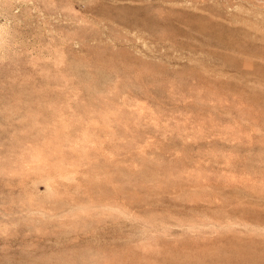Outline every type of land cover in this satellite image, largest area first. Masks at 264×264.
<instances>
[{
    "label": "rangeland",
    "instance_id": "obj_1",
    "mask_svg": "<svg viewBox=\"0 0 264 264\" xmlns=\"http://www.w3.org/2000/svg\"><path fill=\"white\" fill-rule=\"evenodd\" d=\"M158 2L0 0V264H264V33Z\"/></svg>",
    "mask_w": 264,
    "mask_h": 264
},
{
    "label": "bare ground",
    "instance_id": "obj_2",
    "mask_svg": "<svg viewBox=\"0 0 264 264\" xmlns=\"http://www.w3.org/2000/svg\"><path fill=\"white\" fill-rule=\"evenodd\" d=\"M118 2H123L121 3L120 6H115L113 8V10L111 11L110 9H107L106 11H103V13H105L108 16H111L114 21H118L120 22L123 26L120 29H123L125 32L127 33H131L133 31H147L149 30L150 32L156 31L158 29V27L160 28L161 25H166V22H161L158 18H156V16L152 13L153 11V6H148V5H141V6H128L125 5V2H131V1H135V0H115ZM139 1H144V0H139ZM156 1V0H155ZM208 1V0H207ZM215 1V0H214ZM264 1V0H262ZM160 3V4H159ZM152 5V3H150ZM158 7H163L164 9H167L165 12L166 14L173 16L177 19L180 18H186V19H191V20H198V21H202L206 24H210V22L208 21V16L210 14H206V15H202L204 12L203 11H209L211 12L216 18H218L219 20L228 22L229 24H238L241 23L243 25H248V28H251V31L249 29L247 30H243L242 26L240 24L239 27L241 28H231V29H227L228 31L231 32H241L242 34L244 33L247 36L253 37L252 34L257 35L258 32L262 31L261 33H264V28L261 29V27L257 26V24L254 22H250L249 19L244 18L242 16H238L236 14L233 13V8L232 5L230 4L229 0H223V1H217V5L215 6V8H209L208 5L204 2V0H159L158 2ZM236 5V4H235ZM254 7V6H253ZM110 8V7H109ZM257 8V7H256ZM197 10H201L202 14L198 16V14L196 15ZM257 14H263L262 10H257ZM140 12H144L145 16H143L142 18H138L137 15ZM198 12V11H197ZM255 12V11H254ZM147 13V15H146ZM199 13H201L199 11ZM149 14V15H148ZM211 16V15H210ZM209 16V17H210ZM258 18V17H257ZM210 20V19H209ZM257 21V20H256ZM162 24H161V23ZM260 22V21H259ZM164 23V24H163ZM142 25V27H141ZM217 25V24H216ZM218 26V25H217ZM166 27V26H165ZM245 26H243L244 28ZM140 28V29H138ZM109 30L111 31H118L119 29L117 28H110ZM105 30L103 29V32ZM105 33V32H104ZM114 32H112L113 34ZM144 33V32H143ZM234 34V33H233ZM107 36H109L107 34ZM239 36V35H238ZM103 37V36H102ZM105 37V36H104ZM111 37V36H110ZM230 37V36H229ZM260 37V36H259ZM95 39V38H94ZM113 38L111 37V40ZM116 39V38H115ZM255 39V38H254ZM263 39V38H262ZM232 40V39H231ZM122 42H125L128 49H137V46H135L134 44H130L128 38L127 39H122L119 40ZM245 41V40H244ZM117 44H118V40H116ZM102 43V42H101ZM105 43V42H104ZM107 43H109L107 41ZM106 43V44H107ZM258 43V42H257ZM246 44V43H245ZM104 45V44H103ZM110 45V44H108ZM105 45V46H108ZM112 45V44H111ZM231 45V44H230ZM261 45V44H260ZM95 47V46H94ZM171 47V46H170ZM100 48V46H99ZM103 48V47H102ZM98 49V50H102ZM257 48V47H256ZM107 49L106 47L103 48ZM260 50V49H259ZM156 51V50H155ZM162 51V50H160ZM159 51V52H160ZM158 52V50L156 51ZM158 52V53H159ZM174 52V51H173ZM259 52V51H258ZM167 54V52H165ZM149 56L151 57H155L154 56V52H150L148 53ZM160 54V53H159ZM164 54V53H163ZM166 54H164L166 56ZM174 54V53H173ZM171 55V54H170ZM177 55V54H176ZM174 56V55H173ZM164 57V56H163ZM177 57V56H176ZM180 57V56H179ZM183 57V56H182ZM157 58V57H156ZM254 58V57H253ZM165 59V58H164ZM170 59V58H169ZM175 59V56H174ZM179 59V58H178ZM166 60V59H165ZM168 61V60H167ZM106 74V73H105ZM81 79H89L90 76L82 71V76H80ZM174 77V76H173ZM205 77V76H204ZM109 76H103L100 75L98 77V79H100V86L103 84L105 86L104 83H106L107 80H109ZM107 84V83H106ZM106 87V86H105ZM101 88V87H100ZM104 90V89H103ZM106 93V92H105ZM8 118V117H7ZM76 142V141H75ZM76 146V145H75ZM72 228V227H71ZM74 229V228H73ZM70 231H67L66 234H68ZM58 251H60V255L59 257L54 258L53 255H51L50 257H46L44 261H48V262H52V260H54V264H82V253H77L76 251L73 252H69L70 250H68L67 248H62V249H58ZM5 259V258H4ZM94 264V263H93Z\"/></svg>",
    "mask_w": 264,
    "mask_h": 264
}]
</instances>
